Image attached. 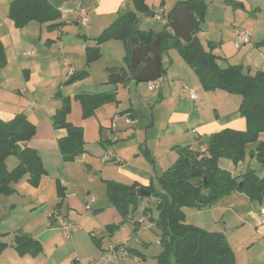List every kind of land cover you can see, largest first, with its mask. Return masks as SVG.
Returning a JSON list of instances; mask_svg holds the SVG:
<instances>
[{
	"label": "crops",
	"instance_id": "0c3cea01",
	"mask_svg": "<svg viewBox=\"0 0 264 264\" xmlns=\"http://www.w3.org/2000/svg\"><path fill=\"white\" fill-rule=\"evenodd\" d=\"M12 1L0 0V42L6 55V65L0 68V88L14 95L12 100L8 99L6 93L0 98V121L9 124L17 116L24 115L35 126L36 134L28 142V146L37 151L44 168L51 174L55 163L63 161L59 140L67 136L65 129L57 130L54 127L52 117L62 107L63 99L69 98L74 114L70 111L67 121L74 126L83 128L85 141L83 157H89L97 162L94 167H91L92 173L102 180V187L105 191L103 197L97 196L93 197L94 199L86 196L81 197L68 191L71 179L68 178V181L62 180L61 177L57 179L66 188V197L62 202L58 199L56 191L57 205L55 208L58 209L57 212L66 220L69 216L74 215L78 217L91 215L87 218L93 217L94 219L92 222H85L88 227L86 232L83 231V226L70 222L81 229L74 233L75 235L73 234V238L71 237L70 245L74 255L80 259L79 262L76 261L72 264H90L92 260L101 257L112 245L123 244L130 248V255L125 260V264H157L156 255L150 252V248L144 241V235L153 229L146 230L145 224L135 223L144 215L143 208L136 211L139 213L133 219L124 217L110 203L106 193V182L126 186H132L135 183L140 187L154 186V182H157L158 178L179 159L177 150L179 147L191 146L194 150H201L203 147L207 149L205 143L212 134L226 129L244 131L246 122L239 111L242 98L221 89L204 90L194 70L175 49L161 55L162 69L165 70V74L163 73L161 82L158 83L159 91L154 95L146 93L143 86L134 85L136 82L132 78L130 64L126 61L127 52L122 41L107 42L100 47L102 52L100 59L89 63L86 54L87 48L95 47L94 40L120 15L132 10V5L128 0H50L51 4L62 13L60 22L64 24L56 29H49L48 25L36 22H31L22 29L17 28L8 17ZM187 1L190 0H177L171 12L180 3ZM203 1L207 4L206 27L201 34L207 39V43L214 44L213 53L218 57L219 66L225 69L230 65H238L246 71L250 70L251 74L264 70V46H261L264 39H256L252 42L253 44L249 43L239 49L235 46L238 32L246 29L250 31L248 28L253 27L245 22L240 26L234 25L232 31H225V28L223 30V27L229 24L226 21L229 15L237 17L242 15L244 19L243 10H248V2L252 4L255 0H225L224 5L214 8L211 6L215 5L213 0ZM157 3L158 0L156 3L150 4V10L155 16L160 14L157 11ZM126 4L128 6H125ZM124 6L125 8H123ZM82 8H86L88 11L89 25L87 27L82 26L79 22V10ZM162 9L163 11L166 9V0H162L159 10ZM256 10H260V7H256ZM211 11L214 13L211 14ZM153 19L160 21L156 17ZM257 23L259 25H253L258 33H264L262 22ZM145 26L146 23L142 19L138 25L140 31H153L156 35L162 32L156 28L147 30L144 28ZM243 26L245 28H240ZM81 28L86 30L82 31ZM168 30L173 33L169 22ZM108 47L115 50L116 59L113 58L106 65H102L100 62ZM174 52L177 54H173ZM164 58L168 64L165 68ZM65 59L69 61V65L64 64ZM115 68L119 69L116 73H114ZM75 72H86V77L93 72V77L95 76L93 79L100 82L96 91L76 92L66 89L74 87L73 84L62 88L66 85L65 81L69 76ZM98 72H102V77ZM123 72L129 74L126 80L120 76ZM129 78L132 79L128 80ZM75 85L80 86V83ZM191 89L197 91V99H191L189 91ZM148 90L152 91L149 87ZM103 93H113L115 99L99 106L89 118H84L83 106L78 100V96ZM125 104H128L127 108L121 109L126 106ZM128 111L135 114L139 121L138 124L130 127L119 125L117 131L113 133L107 124L112 123L116 117ZM107 119L109 120L107 121ZM109 135H114L123 142L110 143ZM260 141H264V134L260 136ZM91 143L95 147H101L99 157H97L98 151L89 148ZM110 149L114 150L122 159L121 163L103 161L104 154ZM13 158L15 157L7 159V169L10 162L14 163ZM228 160L220 159L219 166L222 170L232 173L233 176L244 173L239 171V166L232 161L231 165L233 166H230ZM18 163L17 159L14 169ZM99 163L102 170L97 174L95 172ZM63 164L67 163L63 161ZM93 200L95 202H92L91 209L87 210V203ZM148 200L150 199L143 200L142 204L145 205V201ZM59 202H61V206H58ZM224 202L228 208L238 207L237 204L241 203L244 207L241 214L244 215L245 212L246 215H251L249 220L260 228L257 232L264 234L260 212L258 214L254 212L252 215L251 202H246L239 193L224 198L222 203ZM64 209H67L65 213H63ZM146 214L151 217L153 215L151 211H147ZM50 219L51 222H55V226H60L62 229L57 220L52 217ZM131 221L134 225L131 224ZM118 225H121L119 230L109 231V235H106L107 228ZM200 228L214 232L204 226ZM62 232L64 235L63 229ZM159 234L160 231L157 230V245H160ZM30 236L40 243L43 253L20 255L14 247L17 239L15 238L12 243L0 242L7 245L0 254V264H34L39 261L41 255H44L46 261L54 258L45 253L43 242L39 240L38 236L31 233ZM94 238L98 242L97 245L94 243ZM55 246L58 250L59 245ZM136 254H139L140 257Z\"/></svg>",
	"mask_w": 264,
	"mask_h": 264
},
{
	"label": "trees",
	"instance_id": "16d2710c",
	"mask_svg": "<svg viewBox=\"0 0 264 264\" xmlns=\"http://www.w3.org/2000/svg\"><path fill=\"white\" fill-rule=\"evenodd\" d=\"M128 1L132 3L134 10L120 15L94 40L96 46L87 48L89 63L100 59V47L106 42L122 41L126 47V61L129 64V43L132 38L136 37L146 45L152 44L156 34L153 31L142 32L138 25L141 14L151 17H155V14L146 5V0ZM181 5L190 6L192 12L200 18V24L205 21L207 4L203 0H190L180 3L177 7ZM8 17L19 29L31 22L46 24L49 29H56L64 24L60 22L61 11L53 6L50 0H13ZM158 35L161 37V55L172 49L177 50L194 70L204 90L221 89L242 98L239 111L245 119L246 129H226L212 134L205 143L207 153L194 150L191 146L179 147V159L157 180L158 190L152 185L146 187L150 192L148 197L133 194L134 190L142 188L136 183L126 186L106 182L107 197L124 217L130 212H136L139 199L158 200L155 209L159 212V217L154 224L160 231L159 243L163 252L156 257L157 264H172L173 261L177 264H236V253L230 247L225 234L208 232L187 224L184 209L210 208L234 193L244 195L251 202H263L264 174L260 177L249 169L239 176H233L220 168L219 161L229 159L238 165L250 156L264 167V141H260V136L264 134V70L251 74L250 70L246 71L238 65L223 69L217 62L218 57L213 53L215 47L212 42L208 43V51L202 47L203 52H199L190 46V42L173 35L168 30V25ZM261 46H264V42ZM5 65V49L0 42V68ZM162 72L165 74V70L162 69ZM86 75V72H75L65 84L70 85ZM130 79L132 78L128 80ZM114 99L113 93L78 96L83 106L84 118H89L99 106ZM70 111L71 101L65 98L62 107L52 117L57 130L67 131V136L59 140L64 162L74 160L85 148L83 128L67 121ZM35 134V126L24 115L17 116L9 124L0 121V194L11 191L10 183L25 175L34 185L45 175L41 157L35 149L28 146ZM10 157H16L19 161L12 171L6 166ZM193 171L198 172V175L193 176ZM56 191L58 199L62 202L66 197V188L59 180L56 182ZM61 202L58 206H61ZM151 219L154 222L152 217ZM120 228L121 225L109 227L107 231L114 232ZM16 238L14 247L20 255H37L41 252L40 243L30 235H17ZM94 243L98 244L95 238ZM6 247L7 245L0 243V254Z\"/></svg>",
	"mask_w": 264,
	"mask_h": 264
},
{
	"label": "rangeland",
	"instance_id": "374dc122",
	"mask_svg": "<svg viewBox=\"0 0 264 264\" xmlns=\"http://www.w3.org/2000/svg\"><path fill=\"white\" fill-rule=\"evenodd\" d=\"M156 1L157 0H146V5L150 7L152 4L156 3ZM224 1L225 0H213L215 5L212 4L211 6H213V8L220 7V5H224ZM176 3L177 0H166V9L165 11H163V9L159 10L160 6L162 5V0H158L156 7L158 8L157 10L158 13L161 14L158 15L161 16L162 20L156 21L153 19L154 17L148 16L146 14H141L139 17L140 22L143 19L144 23H146V26L144 28L147 30H149L150 28L151 29L156 28L163 31V29L166 28L168 25V18L170 12L174 8ZM248 3H249L248 10L246 9L243 10L245 16L244 19L242 15H240L239 17L229 15L226 19V21H228L229 24L228 26L223 27V30L225 28V31L228 30L232 31L234 29V25L240 26L242 23L247 22L249 26L253 27V28H248L252 32V38L250 44H253L252 42L255 41L256 39H264V33H258V30H256V27H254L253 25V24L259 25V23L257 22L260 21L264 26V0H255V2H252V4L251 2ZM128 4H126L125 6H128ZM125 6L123 8H125ZM258 6L260 7V10H256V7ZM132 10H134L133 5H132ZM213 13L214 11H211V14ZM205 27L206 24L204 21L202 24H200L196 37L199 39L202 47H204V49L207 50L208 49L207 48L208 43L206 42L207 39L204 38L201 34ZM240 28H245V27L243 26ZM80 30L85 31L86 29L81 28ZM209 35L207 36L209 37ZM104 44H107V42ZM104 44H102L101 47ZM173 54H177V53L174 52ZM113 58L116 59L115 50L113 48L111 49V47H108V49L104 51V57L100 62V64L106 65ZM167 66H168L167 60L164 58V68ZM98 74H100V77H102V72L101 73L98 72ZM123 74H125V72L120 74L121 78L123 77ZM93 78H95V76L93 77V72H91L89 76L78 79L77 81L72 83L74 87L72 86L71 88H66V89L74 90L76 92L96 91V88H98V84L100 82ZM160 82L161 79L159 83ZM77 83H80V86L75 85ZM72 84L64 85L62 86V88L71 86ZM134 85L143 86L145 89L144 91L149 95H154L159 91L158 89L154 91H149L147 83H134ZM1 90L2 89L0 88V98L3 97V95H5L6 93L8 95L9 100L13 99L14 95H12V93H8L7 91L2 90L4 92L3 93ZM125 105L126 106L122 107L121 109L127 108L128 104ZM71 111L73 113L72 109ZM108 120L109 119H107V121ZM122 122H123L122 120L117 121V128H119V125L122 126L125 125L130 127L129 125H126L125 122H123L122 124ZM107 125L109 127V125H111V122H109ZM115 131H117V129ZM106 137L104 138L106 139ZM120 141L121 139L116 137V140H114L113 143L117 144ZM89 148L94 151L95 150L98 151L99 154L97 155V157H99L100 152L102 150L100 146L95 147L91 143ZM84 155L85 154H81L78 157H76L74 160L66 162L69 165L63 164V161L62 162L57 161V163H55V165L52 168L51 174L48 171H46V169L44 168L46 173L36 185L32 184L29 181V177L27 175L19 178L17 181H12L10 183L9 187L11 191L0 194V242L1 243H12V241L15 240L19 230H21L24 234L30 235L31 233L36 237L38 236L39 240L43 242V245L45 247V253L48 254L49 256L54 257L46 261L44 255H41V257L38 259L39 261H37L34 264H46V263L72 264L73 262L80 261L77 255H74L73 248L70 245L72 239L67 240L64 237L61 227L55 226V222L50 221L51 220L50 214L52 215L53 212L58 210L57 208H55L57 205L55 201L56 199L55 183L59 177H61L62 180H66V181H68V178L71 179L69 181L70 184L68 191L73 192L78 196L79 195L81 197L86 196L87 198L104 196L103 193H105V191L102 187L103 186L102 180H100L98 176L92 173L91 167H94V164L95 163L97 164V162L92 159H89V157H83ZM13 160L14 163L12 162L9 163L8 166L9 171H12L14 169L15 167L14 165L15 162H17V158L15 157L13 158ZM227 162H230L229 163L230 166H233L231 165L232 164L231 161L228 160ZM238 166H239L238 167L239 171L242 172H245L250 169L255 171L256 174L260 177L263 176L264 174V167L259 163L257 159H251L250 156H247L245 162L238 164ZM101 170H102L101 164L99 163V167L97 168L95 173L98 174L100 173L99 171ZM154 187L156 188V190H158V182H154ZM88 192H90V195H88ZM240 196H242V198H244L246 202L248 203L251 202L244 195H240ZM143 200L142 198L138 200L136 211H139L142 208H143L142 209L143 214H145L147 211H151L153 213L152 217L155 223V221H157L159 217V212H157V210L155 209V206L158 204V200L150 199L148 201H145V205L142 204ZM222 201H220L218 204H216L213 207L206 208L203 210H197L192 208L184 209L186 214V223L197 228L204 226L210 229L211 231L214 232L220 231L223 234H225L230 247L236 253V264H264V234H259L257 232L258 229L260 228H258L256 223H253L252 221L249 220L250 219L249 216L251 215L248 216L245 214V212L244 215L241 214L244 211V207L241 205V203L237 204L239 205L238 207L228 208V206H226L225 204V202L227 201H225L224 203H222ZM94 202L95 201L93 200V203ZM245 204L247 205V203ZM250 204L252 206L251 208L253 209L252 215H254V212L258 214L261 208L264 206V200L263 202L253 201ZM246 209L247 208L245 207V210ZM64 210L65 211L63 213L67 211V209ZM138 213L139 212H130L127 216V219L129 217L130 219H133L135 216L138 215ZM87 216H91V215H86L84 217H78L76 215L69 216L68 221L78 226H83L84 227L83 231L86 232L88 227L85 224V222L94 221L93 217H90L88 219ZM135 223L137 224V221ZM131 224L134 225L133 221H131ZM144 226H146V224ZM152 229L153 231L150 230L148 231L147 234L144 235L145 236L144 241L150 248L151 250L150 252L152 254H155L157 257L162 254L163 248L161 247V245L156 244L158 229L156 228L155 225L152 227ZM74 235L72 236V238L74 237ZM159 240H160V234H159ZM55 245H59L58 250L56 249ZM40 253H43V250H41ZM172 264H177V263L173 261Z\"/></svg>",
	"mask_w": 264,
	"mask_h": 264
},
{
	"label": "water",
	"instance_id": "95a60500",
	"mask_svg": "<svg viewBox=\"0 0 264 264\" xmlns=\"http://www.w3.org/2000/svg\"><path fill=\"white\" fill-rule=\"evenodd\" d=\"M169 26L173 31V35L179 37L183 41L190 42V46L203 52L201 43L196 37L200 26V18L192 12L190 6L181 5L171 12L168 18ZM161 37L155 35L151 45H146L140 39L134 37L130 40V67L132 78L136 83H153L159 81L162 76V59H161ZM119 69L115 68L114 73ZM129 74L125 72L123 74V80H126ZM193 176L198 175V172L193 171ZM133 194H139L148 197L150 192L146 187H142L139 190H134ZM18 235H24L19 230Z\"/></svg>",
	"mask_w": 264,
	"mask_h": 264
},
{
	"label": "built area",
	"instance_id": "2783aa9c",
	"mask_svg": "<svg viewBox=\"0 0 264 264\" xmlns=\"http://www.w3.org/2000/svg\"><path fill=\"white\" fill-rule=\"evenodd\" d=\"M157 20H161V16H155ZM79 22L82 26L87 27L89 25V18H88V11L86 8H82L79 10ZM252 37V32L249 30H242L239 31L237 34V41H236V48H241L242 46L248 45L251 41ZM65 65H69V61L65 59L64 61ZM159 81L153 82V83H148V87L150 90L154 91L156 90L159 85ZM190 91V97L191 99H197V91L196 90H189ZM122 120L125 122L126 125L129 126H136L138 124V119L135 116L134 113L128 111L120 116L116 117L115 120L111 123L109 128L115 132L117 129V121ZM116 140V136L111 135L108 139L111 143ZM201 153H206L207 149L206 148H201ZM103 161L104 162H116V163H121L122 159L114 152V150L110 149L108 150L104 156H103ZM91 201L90 203H87L86 209L89 210L91 209L92 205ZM57 220L64 231V236L66 239H71L72 235L76 233L77 231L81 230L78 226L70 223L68 220H66L64 217L61 216V214L57 211L52 213L50 216ZM260 219H261V225H264V208L261 209L260 211ZM137 222L139 224H146L145 229L149 230L151 229L155 224L151 219V216L148 214L142 215ZM106 235H109V231L106 230ZM130 255V248L126 245H112L107 251L103 253V255L97 259L92 260L90 264H125L124 260L129 257Z\"/></svg>",
	"mask_w": 264,
	"mask_h": 264
}]
</instances>
